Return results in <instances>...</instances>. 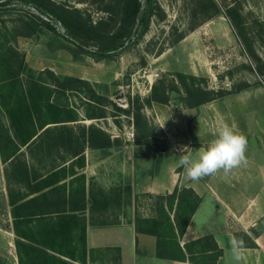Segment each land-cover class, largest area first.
Listing matches in <instances>:
<instances>
[{"label": "rangeland", "instance_id": "374dc122", "mask_svg": "<svg viewBox=\"0 0 264 264\" xmlns=\"http://www.w3.org/2000/svg\"><path fill=\"white\" fill-rule=\"evenodd\" d=\"M42 1L71 14L93 33H111L122 13L121 0ZM229 9L231 19L226 13ZM151 13L149 25L140 30L134 44L112 58L97 60L80 52L52 15L32 4L14 1L0 8V51L13 59L15 68L19 61L26 62L28 68L20 70L26 85L45 69L60 78L82 79L66 82L64 89L52 84L57 88L53 101L76 109L80 115L79 120L64 122H76L77 136L90 138V146L108 145L110 138H115L121 157L127 159L130 154L152 181L187 184L190 180L178 164L180 155L197 156L215 138L218 128L228 124L247 138V164L219 176H234L237 185L259 188L257 202L264 207V0H156ZM44 21L56 25V31L44 26ZM105 43L95 36L88 41V48L97 49ZM43 73L47 83H52V76ZM209 89L230 92L196 104L199 92ZM120 92L125 97L122 104L115 100ZM90 108L104 116L89 118L86 113ZM68 127L53 125L52 135L58 137L52 141L59 140L60 132L67 139ZM132 141L143 143L135 146ZM78 143L84 146L82 140L67 144ZM67 150L72 152L69 146ZM27 158L36 176L51 170L52 153ZM10 171L11 166L0 155L2 227L8 226L11 192L18 185H26L10 179ZM8 177L12 183L9 188ZM211 178L199 182L204 185ZM218 180L223 178H213V184L220 185ZM139 182L138 177L136 188H140ZM131 192V200L125 195L122 205L130 200L136 218L150 208L158 214L157 196ZM253 233L260 231L254 229ZM243 237L249 244L254 242L249 236ZM1 251L8 260L7 243L0 245V257Z\"/></svg>", "mask_w": 264, "mask_h": 264}, {"label": "crops", "instance_id": "0c3cea01", "mask_svg": "<svg viewBox=\"0 0 264 264\" xmlns=\"http://www.w3.org/2000/svg\"><path fill=\"white\" fill-rule=\"evenodd\" d=\"M75 124L52 122V126L68 125L70 131L67 139L60 132L59 140L52 141V169L39 173L28 184L18 185L11 192L15 204L7 207L8 226H0V245L7 243L9 255L5 260V252L1 251L0 264H32V258L26 256L22 247L19 255L16 238L37 244V241L48 239L42 229L48 226H52V264H233L228 255L233 237L242 239L245 244L240 264H264V227L261 224L264 207L257 202L259 188L237 185L234 176L222 177L221 173L211 176L204 185L199 181L184 185L175 181L171 184L152 181L146 177L143 167L138 169L136 159H131L130 154L127 156L130 160L124 158L125 155L121 157L115 138L111 137L108 145L90 146L86 135L77 136ZM70 140L84 142L81 152L67 150L68 146L82 145H68ZM141 143L133 142L135 146ZM133 144L128 143V146ZM138 177L140 188L135 187ZM213 178L223 180H218L221 184L216 185ZM45 180L50 181L48 186L36 187L35 184ZM176 188H191L198 198L197 207L178 238L185 259L158 256L156 236L139 231L135 210L131 211L134 208L130 202L131 189L134 195L136 192L166 195ZM125 195L130 203L122 205ZM174 214L173 209L170 211L172 220ZM142 216H155V213L150 208ZM14 224L28 235H17ZM254 229L260 233L254 234ZM240 232L255 243L245 242ZM83 237L85 260L81 259ZM59 248L74 250L75 256Z\"/></svg>", "mask_w": 264, "mask_h": 264}, {"label": "trees", "instance_id": "16d2710c", "mask_svg": "<svg viewBox=\"0 0 264 264\" xmlns=\"http://www.w3.org/2000/svg\"><path fill=\"white\" fill-rule=\"evenodd\" d=\"M14 1L32 4L41 12L52 15L66 28L68 37L76 42V47L80 52H87L95 59L100 60L114 57L119 50L131 46L138 40L140 30L145 29L150 23L151 12L156 0H146V2L145 0H121L120 22L116 29L107 34L93 33L90 28H84L71 14L56 10L42 0H0V8L8 7ZM143 5L144 8L136 26L137 14ZM226 13L230 19L233 18L231 10ZM44 26L56 31V25L47 21H44ZM135 27H137V32L134 37L130 38ZM95 36L103 38L106 43L101 47L98 46L97 49H89L88 41ZM13 62V59L4 53V50L0 51V155L2 160L11 166L10 179L17 180L16 184H28L33 176L36 178V174H34V168L27 156L52 153V122L80 119L76 109L53 101L52 93L57 91L54 86L64 89L66 82L73 80L82 82V79L70 76L60 78L52 70L45 69L38 73L37 78L32 76L31 82L26 85L21 77L22 71H20L28 68L26 62L19 61L18 68L12 65ZM43 71L52 76V83H47L43 77ZM229 92L224 89L201 91L196 104L218 98ZM111 103L114 107L118 106L114 101ZM86 114L89 118L104 116L101 112L91 111V108ZM87 140L90 142V138L87 137ZM82 149L83 145L72 147V152H81ZM10 179L8 177V188L12 184ZM41 184L48 186L50 181L45 180ZM155 196L160 202L157 207L158 214L150 217H137L136 227L139 231L156 236V254L158 256L185 259L186 254L180 247L178 238L184 233L191 215L197 207L198 198L191 188L181 190L176 188L172 193ZM9 199L10 204H15L14 200ZM173 209L175 214L172 220L170 211ZM42 229L48 239L37 241V244L22 242L16 238L19 255L22 247L26 256L32 258V264H52V226L42 227ZM14 230L17 235H28L19 231L17 224H14ZM82 242L81 259L85 260V237ZM190 244L186 246L188 247ZM59 250L67 255L75 256L74 250L61 248Z\"/></svg>", "mask_w": 264, "mask_h": 264}, {"label": "clouds", "instance_id": "9594fccd", "mask_svg": "<svg viewBox=\"0 0 264 264\" xmlns=\"http://www.w3.org/2000/svg\"><path fill=\"white\" fill-rule=\"evenodd\" d=\"M246 149L247 138L225 123L218 128L208 146L199 150L197 156L182 154L178 164L183 168L185 178L194 182L218 173L227 176L233 169L247 164ZM244 248L242 239L232 238L228 255L233 264H240Z\"/></svg>", "mask_w": 264, "mask_h": 264}, {"label": "water", "instance_id": "95a60500", "mask_svg": "<svg viewBox=\"0 0 264 264\" xmlns=\"http://www.w3.org/2000/svg\"><path fill=\"white\" fill-rule=\"evenodd\" d=\"M146 2V0H145ZM144 8V5L141 7V9L139 10L138 14H137V17H136V26L138 25V22H139V19H140V16H141V13H142V10ZM136 34V28L133 30L130 38L134 37ZM128 43V41H127ZM115 100L118 104H122V102L125 100V97L123 95L122 92L118 93L116 96H115Z\"/></svg>", "mask_w": 264, "mask_h": 264}]
</instances>
